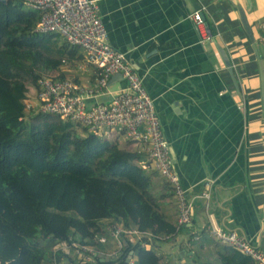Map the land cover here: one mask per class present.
<instances>
[{"label": "crops", "instance_id": "0c3cea01", "mask_svg": "<svg viewBox=\"0 0 264 264\" xmlns=\"http://www.w3.org/2000/svg\"><path fill=\"white\" fill-rule=\"evenodd\" d=\"M238 4L261 56L264 0H97L108 43L125 55L153 102L181 186L189 196L208 191L206 198L193 200L190 221L177 234L156 241L161 261L194 260L209 242L216 244L205 231L212 223L235 230L264 251V105ZM195 9L202 13L208 37L201 36L190 16ZM78 63L67 59L59 71L75 82L91 83L96 67ZM124 85L117 73L107 79L108 90ZM35 91L27 87L26 94L32 97ZM110 96H88L86 105ZM109 140L124 149L138 147L120 133ZM146 170L153 171L149 190L158 204V227L176 224L169 185L154 169Z\"/></svg>", "mask_w": 264, "mask_h": 264}, {"label": "trees", "instance_id": "16d2710c", "mask_svg": "<svg viewBox=\"0 0 264 264\" xmlns=\"http://www.w3.org/2000/svg\"><path fill=\"white\" fill-rule=\"evenodd\" d=\"M41 14L22 0L0 1V264H55L63 253L52 247L61 240L108 253L111 245L97 237L108 238L109 224L135 225L155 236L148 248L139 245L142 238L121 244L114 258L96 253L93 262L83 263L65 254L64 264H127L130 249L131 264H164L155 237L169 240L184 226L158 227V204L149 190L153 171L141 167L142 154L80 124L79 133L75 121L25 109L28 84L37 90L42 76L65 78L60 64L82 57L79 46L58 32L35 30ZM261 58L264 64V50ZM54 119L62 121L59 127ZM216 244L222 246L215 250L216 264H253Z\"/></svg>", "mask_w": 264, "mask_h": 264}, {"label": "built area", "instance_id": "2783aa9c", "mask_svg": "<svg viewBox=\"0 0 264 264\" xmlns=\"http://www.w3.org/2000/svg\"><path fill=\"white\" fill-rule=\"evenodd\" d=\"M22 1L30 8L42 11L35 26L36 31L58 32L67 42L79 46L82 57L78 66L91 64L97 68L91 83H78L69 78L40 77L39 88L32 97L25 93V109L53 113L61 119L75 121L87 131L106 139H111L113 133H120L136 143L139 148L135 150L143 157L139 161L141 167L154 169L164 178L175 202L176 225L184 226L190 221L193 200L206 198L208 191L189 196L181 186L153 102L125 55L108 43L107 33L98 13L97 0ZM190 16L201 36L208 37L200 9L193 10ZM115 73L120 75L125 85L111 91L108 90L107 79ZM100 93H110V99L86 105L88 96ZM205 185H209L208 180H205ZM106 231L108 238L99 235L97 241L112 242L114 251L112 249L108 253H102L91 244L61 240L52 247L63 253V257L55 264H64L65 260L62 262V259L65 254H71L83 263L93 262L96 253L103 254L104 258L109 255L116 257L121 253L119 249L123 240L136 243L143 238L140 245L148 248L152 236H155L135 225L109 224ZM205 231L214 242L234 248L248 256L253 264H264V251L235 230L212 223L205 227ZM167 236L159 235L155 238L167 239ZM126 263L131 264L132 258Z\"/></svg>", "mask_w": 264, "mask_h": 264}, {"label": "water", "instance_id": "95a60500", "mask_svg": "<svg viewBox=\"0 0 264 264\" xmlns=\"http://www.w3.org/2000/svg\"><path fill=\"white\" fill-rule=\"evenodd\" d=\"M0 1H5V0H0ZM236 10H237V14H238V17H239V21H240V24L248 38V40L251 42V45L254 49V52H255V60H256V63H257V69H258V74H259V89H260V95H261V98H262V104L264 105V66H263V60L261 58V56L259 55L258 51H257V47H256V44H255V41H254V36H253V32L251 30V26L250 24L248 23L247 19H246V16H245V13L242 9V7L238 4L236 5ZM218 50H219V53L224 61V63L228 66V59L226 58V55H225V52L223 51L222 48L220 47H217ZM123 243L126 245L127 244V241L126 240H123ZM131 253H132V250L130 249L125 257V261H127L130 256H131ZM99 256H104L103 254H99ZM115 256L113 255H109V258H114ZM105 258L107 259L108 257L105 256Z\"/></svg>", "mask_w": 264, "mask_h": 264}, {"label": "rangeland", "instance_id": "374dc122", "mask_svg": "<svg viewBox=\"0 0 264 264\" xmlns=\"http://www.w3.org/2000/svg\"><path fill=\"white\" fill-rule=\"evenodd\" d=\"M260 37V36H259ZM260 38H262V37H260ZM261 41V40H260ZM263 60V59H262ZM28 87H32L31 85H29L28 84ZM27 110H29L28 108H26ZM31 110V109H30ZM54 121H55V124H56V126L57 127H59V125H60V123L62 122V121H57V120H55L54 119ZM73 124H74V129L77 131V132H79V133H81L82 132V127L79 125V124H77V123H75V122H73ZM110 139V138H109ZM112 141V140H111ZM210 243V245L208 246V248H207V250H204V252H200L199 251V253L196 255V257H195V259L194 260H190V258L189 257H183L182 258V260L181 261H177V262H171V261H168V259L166 260V261H162L164 264H200V263H203L202 261H201V258H204L205 259V262H206V264H215V262H217V259H216V255H215V250L216 249H218V248H220V247H222V246H219V245H217V244H214V243H211V242H209ZM109 244L111 245V247L113 248V243L112 242H110L109 241ZM69 255V254H68ZM71 255V254H70ZM169 254H167V256H168ZM162 259V258H161ZM214 259V260H213ZM64 258L62 259V262H64ZM177 260H180L179 258L177 259ZM212 261H214V262H212ZM203 264H205V263H203Z\"/></svg>", "mask_w": 264, "mask_h": 264}]
</instances>
